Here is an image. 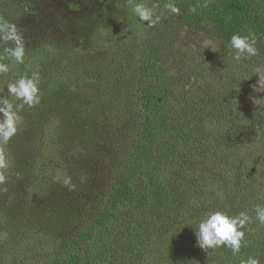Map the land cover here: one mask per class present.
I'll list each match as a JSON object with an SVG mask.
<instances>
[{"label":"trees","instance_id":"trees-1","mask_svg":"<svg viewBox=\"0 0 264 264\" xmlns=\"http://www.w3.org/2000/svg\"><path fill=\"white\" fill-rule=\"evenodd\" d=\"M164 2L145 0L160 4L155 27L136 19L129 34L110 39L91 25V9L73 21L74 36L59 38L51 25L64 22L49 15L52 0H0V17L17 24L26 44L25 64L0 77V96H7L9 79L38 70L46 88L72 104L97 103L93 120L111 142L98 162L101 191L92 217L73 226L47 264H98L115 260L118 249L126 264H239L230 250L196 246L200 219L216 210L248 212L253 219L241 251L264 264V226L253 211L264 206V104L248 106L252 92L239 97L225 78L236 73L228 46L233 34L255 36L257 55L242 62L264 71V0H176L178 16ZM108 99L112 109L103 107ZM116 133L120 147L112 141ZM23 238L12 243L27 261L37 252L31 253L33 239ZM4 241L0 236V247Z\"/></svg>","mask_w":264,"mask_h":264},{"label":"rangeland","instance_id":"rangeland-1","mask_svg":"<svg viewBox=\"0 0 264 264\" xmlns=\"http://www.w3.org/2000/svg\"><path fill=\"white\" fill-rule=\"evenodd\" d=\"M74 2L77 8L73 6ZM131 7L128 0H88L85 5L80 0H52L48 13L64 22L62 27L51 25L52 33L64 38L74 36L73 21L82 19L86 9H91L96 13L91 25L104 28L103 33L114 39L131 32L136 20ZM207 46L212 48L210 43ZM230 63L236 72L225 74V78L232 81L230 92L239 97L242 92H252L255 99L248 106H256V102L264 104V71H255L242 61L230 59ZM209 75L216 79L224 77L222 73L211 72ZM46 86L41 77L40 105L22 111L18 133L9 143L0 144V154L7 162V167L0 169V173L6 176V183L0 188L7 189L0 191V236L5 239V245L0 247V264L49 263L51 260L47 254L51 249H63L73 226L87 222L100 199L101 186L96 183L100 172L98 162L110 152L111 142L106 140L93 120L99 111L97 103L93 102L92 109L78 107L64 94L53 92ZM106 97L98 101L101 103ZM112 101L108 99L103 107L107 104V109L109 106L112 109ZM122 112L117 114L120 120ZM101 121H105L104 118ZM112 123L116 126V122ZM258 123L259 120L255 119L254 124ZM46 126L48 130L44 128ZM121 139V133H116L112 141L120 147L123 143L116 140ZM65 175L71 176L74 190L64 187ZM80 209L82 213H78ZM23 237L33 239L31 242L35 246L31 253L37 252L31 261L27 260L29 263L17 257L13 248V240ZM24 248L30 250V247ZM132 250L129 245L127 252L131 258L137 255ZM114 251L117 253L115 260L99 258L98 264H126L127 256L122 249Z\"/></svg>","mask_w":264,"mask_h":264},{"label":"clouds","instance_id":"clouds-1","mask_svg":"<svg viewBox=\"0 0 264 264\" xmlns=\"http://www.w3.org/2000/svg\"><path fill=\"white\" fill-rule=\"evenodd\" d=\"M132 4L130 9L134 18L146 28H153L161 21V15L156 9L159 3L149 7L136 0H128ZM163 9L174 16L180 15V8L176 0H166ZM195 12L196 8H191ZM146 22V23H145ZM255 36H242L233 34L228 41V46L232 52L233 60L240 62L248 60L257 55ZM0 77L6 76L12 68L25 64L26 44L24 36L16 23L10 22L0 17ZM7 61V62H5ZM41 75L38 70L31 74H20L16 78L9 79L5 85L7 96H0V144L9 143L18 133L22 123L20 113L26 109H32L40 105ZM260 81H258V84ZM7 167V162L3 154H0V169ZM6 183V176L0 173V185ZM64 187L70 191L74 190L71 176L65 175L63 179ZM0 191H7L0 188ZM255 220L264 226V206L256 205L253 209ZM252 217L247 211H241L235 215H230L226 211H209L200 219L195 232L196 246L204 252L214 251L219 248L230 250L233 256L239 257V264H261L258 255L242 254V247L245 246V236L247 226L252 222Z\"/></svg>","mask_w":264,"mask_h":264}]
</instances>
